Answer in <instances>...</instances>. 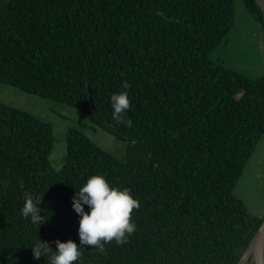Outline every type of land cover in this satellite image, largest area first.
I'll return each mask as SVG.
<instances>
[{
    "label": "trees",
    "instance_id": "obj_1",
    "mask_svg": "<svg viewBox=\"0 0 264 264\" xmlns=\"http://www.w3.org/2000/svg\"><path fill=\"white\" fill-rule=\"evenodd\" d=\"M242 2L264 28L259 4ZM233 5L0 0V81L78 108L128 142L117 158L70 128L55 170L51 124L0 102V264H47L33 256L38 238L53 250L57 239L79 243L71 198L97 173L138 199L137 227L103 252L86 246L78 264L238 263L264 218L233 192L264 133V74L249 79L210 57L234 24ZM122 81L131 128L112 119ZM26 191L43 194L48 220L38 229L20 215Z\"/></svg>",
    "mask_w": 264,
    "mask_h": 264
},
{
    "label": "rangeland",
    "instance_id": "obj_2",
    "mask_svg": "<svg viewBox=\"0 0 264 264\" xmlns=\"http://www.w3.org/2000/svg\"><path fill=\"white\" fill-rule=\"evenodd\" d=\"M233 7L234 24L210 57L215 62L238 70L249 79H256L264 74V28L255 15L245 8L242 0H234ZM0 102L23 109L51 124L53 147L49 163L55 170L63 165L66 133L70 128L82 131L92 142L117 158L125 155L127 141L92 123L81 110L71 105L24 92L1 81ZM233 192L250 212L264 217V133L257 141ZM250 259L248 257L244 264H248Z\"/></svg>",
    "mask_w": 264,
    "mask_h": 264
},
{
    "label": "clouds",
    "instance_id": "obj_3",
    "mask_svg": "<svg viewBox=\"0 0 264 264\" xmlns=\"http://www.w3.org/2000/svg\"><path fill=\"white\" fill-rule=\"evenodd\" d=\"M124 91L110 96L112 119L117 124L131 128L133 122L127 117L130 110L128 92L130 84L122 81ZM43 194L24 193V203L20 208V215L38 227L48 220L41 209ZM87 206V211H85ZM139 201L127 187L111 185L103 174L97 173L87 177L71 198V207L78 214L79 243L68 239L54 241L55 250L49 242L39 238L31 245L35 259L47 257V264H78L82 250L86 246L104 251L106 244L115 241L117 245L124 244L136 231V224L132 220L134 209L139 208Z\"/></svg>",
    "mask_w": 264,
    "mask_h": 264
},
{
    "label": "water",
    "instance_id": "obj_4",
    "mask_svg": "<svg viewBox=\"0 0 264 264\" xmlns=\"http://www.w3.org/2000/svg\"><path fill=\"white\" fill-rule=\"evenodd\" d=\"M259 6L262 8L264 12V0H255ZM89 95V105L93 114L100 119L101 121H106V119L96 110L93 104L91 93L88 92ZM240 260L237 264H241V262L248 257H251L248 264H264V218L259 226L258 230L253 234L250 239L246 249L243 251Z\"/></svg>",
    "mask_w": 264,
    "mask_h": 264
},
{
    "label": "bare ground",
    "instance_id": "obj_5",
    "mask_svg": "<svg viewBox=\"0 0 264 264\" xmlns=\"http://www.w3.org/2000/svg\"><path fill=\"white\" fill-rule=\"evenodd\" d=\"M245 260H246V257L244 258V260L241 262V264H244L245 263ZM247 261V260H246Z\"/></svg>",
    "mask_w": 264,
    "mask_h": 264
}]
</instances>
